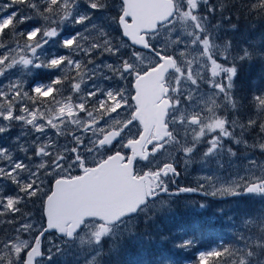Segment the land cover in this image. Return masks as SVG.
Returning a JSON list of instances; mask_svg holds the SVG:
<instances>
[{"label":"snow or ice","instance_id":"obj_1","mask_svg":"<svg viewBox=\"0 0 264 264\" xmlns=\"http://www.w3.org/2000/svg\"><path fill=\"white\" fill-rule=\"evenodd\" d=\"M80 7L79 0L0 3V77L7 78L12 69L26 75L40 69L59 73L48 82L32 84H26L23 79L8 80L7 84L0 80V121L8 122L0 124V134L9 133L13 122L30 129L15 137V148L25 154L24 158L14 156L10 147L0 146V183L16 185L18 193L30 198L43 191L42 174L67 173L76 165L83 170V175L55 180V190L44 201L46 227L31 241L21 239L33 229L30 223H21L12 229L15 235L7 234L0 239V264H40L38 258L44 255L40 237L49 230L59 232L70 252L74 247L80 249L72 255V264H106V258L127 252L129 246L142 245L150 233L140 234L133 220L143 217L148 228L154 217L174 211L169 202L161 201L158 209L150 205L161 193L170 192L169 181L174 182L171 178L179 172L173 163L162 162L138 173L133 168L137 157L149 161V156L170 151L181 154L189 162L203 148L200 160L214 161L218 168H223L224 159L230 163L240 159L241 154L255 151L264 155V86H254L250 101L233 92L234 80L245 64L264 62V36L245 38L240 43L228 38L229 34L241 32L243 21L253 17L264 20V0H121L113 21L122 27L123 35L133 45L153 54L156 63L150 68H141L128 59H122L119 66L94 61L91 58L94 54L117 56L121 51L104 26L92 23L93 12L103 13L111 5L108 0H86L88 11L81 12ZM37 17L46 24L20 30V25ZM177 23L184 32L177 33L172 41L176 45L173 52L170 54L167 46L157 48L152 41L158 40L160 30L166 28L171 32ZM64 24L83 25V31L62 35L59 26ZM50 44L88 59L56 52L45 55V47ZM132 56L139 59L140 54L134 51ZM220 56L230 62L229 66L217 62ZM177 60L182 66H178ZM209 63L211 78L206 80L200 70ZM169 69L176 73L171 79L165 76ZM105 70L121 79L126 75L135 78L132 97L135 108L126 121L116 119L119 109L131 107L124 92L102 88L96 83L98 79L112 78ZM221 73L223 78L217 80ZM184 82L188 91L180 87ZM201 82L209 85L211 95L199 94ZM25 100L32 106L22 103ZM246 102L256 110L254 114L245 116L241 111ZM18 103L21 114L15 112ZM41 105H47L46 110ZM109 120L115 126L109 125ZM134 121L143 125L139 138L120 143ZM68 125L75 130L67 131ZM48 129H56L57 136H70L71 146L65 144L61 148L47 135ZM251 132L256 137H251ZM30 133L36 134L31 142H21ZM114 142L131 149L132 155L126 157L116 151L95 167H85L82 150L100 153L113 147ZM145 145H151L150 152ZM33 158L39 161L34 167L26 163ZM244 159L245 175L221 181L209 174L196 187H178L172 194L203 192L211 197L264 198V162L248 155ZM23 198L0 191V218L20 213ZM0 223L14 221L0 219ZM235 227L236 245L200 252L198 264L210 261L211 264H264V211L245 213ZM195 243L193 232L192 238L176 246L188 248ZM61 251L56 247L58 254ZM47 259L51 261L52 255Z\"/></svg>","mask_w":264,"mask_h":264},{"label":"rangeland","instance_id":"obj_2","mask_svg":"<svg viewBox=\"0 0 264 264\" xmlns=\"http://www.w3.org/2000/svg\"><path fill=\"white\" fill-rule=\"evenodd\" d=\"M79 3L81 5V7H80L81 12L88 11V9L86 7V0H79ZM108 3L111 5V8L109 10H107L103 13H94V12L92 13V23H95L98 26H100V25L104 26L105 30L110 33V38L113 40V43L114 44L116 43L117 45H119L121 47V50L123 52V58L116 59L114 57H109L108 59H105L104 62L119 66L122 59H128L130 62H135L141 68H144V67L150 68L153 64L156 63V58L151 54H145L143 52H137L140 54L139 59L134 58L132 56V53L134 51L132 49H130V46L128 45L127 41L121 37L120 32H119L118 27H117V24L113 21V18L117 17V13L119 12V9H120L121 4H120L119 0H108ZM85 23H88V22L86 21ZM29 24H30V26H29ZM45 24H46V22L43 19L37 17L36 20L27 21L25 24H23V26L20 28V30L27 31L33 26H41V25H45ZM52 26H56V25H52ZM83 27H84L83 25L64 24V25H60L59 29L62 30V35L66 36L69 33H74L78 29L83 31ZM160 31H161V35L158 38V40H155L152 42L156 45L157 48L167 46V51L171 54L173 52V49L176 47V45H174L172 43V41L175 39V36L177 35V33L183 34L184 28L181 24L177 23L175 26V29L171 32H169L166 28H163ZM217 43H219V41H217ZM52 46L57 47V45H55V44H50L49 47H52ZM85 60H87V59H85ZM100 61H102V60H100ZM100 61H98V62H100ZM112 61H115V62H112ZM217 62L223 64L225 67L229 66V64H230V62H225L223 60V56L218 57ZM177 63H178V66H182V65H180L179 60H177ZM13 70H14L13 71V73H14V77H13L14 79L13 80L22 79L21 78V72L18 69H13ZM200 71L206 80L211 78V65H210V63L207 64ZM34 73H35V70L33 71V73L31 75H33ZM175 75H176V73L174 72V70H172V72L170 74H168L167 78L171 79ZM223 76H224V74L221 73V75L219 77H216V79L220 80L223 78ZM0 80H2L4 82V84H7L9 79H8V77L7 78L0 77ZM205 84H207V83H205ZM201 86H205V85H202L200 83V93H199L200 95H204V94L211 95L212 91H206L207 89H205L204 87H201ZM180 87L183 91H188V84L186 82L182 83L180 85ZM209 89H211V88L209 87ZM28 106H29V103H28ZM229 111H232V110H229ZM6 123H8V122H5L4 124H6ZM0 124H2L1 121H0ZM19 124L20 123H18V125ZM109 125H112V124L110 123ZM74 130H75L74 126H71V125L67 126V131H74ZM29 131H30V129H29ZM56 131L57 130L54 129V132L51 136L52 139L57 140L58 137H64L65 138V140H63L61 142H57L58 145L61 146V148L63 145H65V144L69 145L71 143L70 136H67V135L57 136ZM20 134H21V132H18L17 135L12 137L10 139V143H15V137H17ZM77 134H80V133L77 132ZM35 135H36L35 133H30L29 135H26L25 136L26 138L24 137V139L21 142L27 141L28 143H30ZM254 137H256V135ZM5 140H7L5 136L4 137L2 136L0 138V146L10 147L9 146V140L8 141H5ZM249 142H250V140H249ZM13 151H17V150L13 149ZM202 151H203V148H201L200 151L194 153L193 159L189 162H186L185 158L179 153L166 152L165 151L162 154L166 155V157H170L173 161H176L178 164H181L182 159H183V163L185 165L183 168L184 173L189 176V178L191 179V182L194 185H197V183L201 181L202 177L209 175V174H212L214 176L219 177L221 181L228 180V179H235V178H237V176L245 175L246 174L245 168L247 166V161L244 159L245 155L254 156L258 161L264 162V155H262L259 151H255V152H249L246 154H241L240 159H234L230 163L227 159H224L221 161L224 164V167L218 168L217 164L214 161L203 162L200 160L199 157L202 154ZM13 155L15 156L14 152H13ZM69 155H71V154L69 153ZM82 158L84 159V161L86 163L95 164L101 159V153H88V152L82 153ZM38 162H39L38 159H36V164ZM194 162H197V163H195V165H194L193 164ZM74 167H72V168H74ZM65 174L66 173H59V174L53 173L51 175L42 174L40 179L43 181V191L38 193L37 196L30 197V198L25 197L23 193H18L17 189H14V188L12 189L13 184H8L7 182L0 183V191L5 192V193L10 194V195H16V194L23 195V197H24L22 199V202L19 205V207L21 209L20 213H17L14 216H6V217L1 218L3 220L12 219L14 221L13 224L5 223L4 230L6 231L7 234L15 235V233L12 231V229L19 227V225L21 223H30L33 225V229L31 230V232L22 235L21 239H27V240L31 241L44 228V220H43V216H42L41 206H42V202H43L44 198L46 197V195L48 194V192L50 190L49 183H50V181H53L55 178L62 177ZM14 186H16V185H14ZM254 197L256 199H262V201L264 203V198L259 197V196H254ZM161 201H164V199L153 202V203H151L150 206L153 207L154 209H158L161 206V203H160ZM204 205L206 207L207 205H210V204L204 203ZM171 207L174 209V211L172 213L160 214V215L154 217V223H153L154 226L161 228V226L159 224H161L162 222L168 223V222L174 220L175 218H177V212L176 211H178V210L177 209L175 210L174 206H171ZM197 208L203 209L200 207V205H198ZM179 209L182 211L185 210L184 206L179 207ZM257 211H264V204H262L257 209ZM184 212H186V211H184ZM216 214H219V213L217 212ZM214 218H215V216L212 215L211 219H214ZM227 218H230V216ZM141 221H144V219L142 217L139 220L134 219L133 223L139 225ZM142 227H145V225ZM235 235H237V232H235ZM56 247H60L62 249L61 253L58 254L56 252ZM79 250L80 249L78 247H74L71 249V252H70V250L64 246L63 238H59V237L55 236L53 233L45 234V236L43 237V240H42V253L44 255H43V258L39 259V262H40V264H64L65 260H67L68 264H72L71 257H72V255H74ZM199 253H200L199 250L195 251V256L197 258H198ZM49 254L52 255L51 261H49L47 259ZM185 264H187V262H185Z\"/></svg>","mask_w":264,"mask_h":264},{"label":"trees","instance_id":"obj_3","mask_svg":"<svg viewBox=\"0 0 264 264\" xmlns=\"http://www.w3.org/2000/svg\"><path fill=\"white\" fill-rule=\"evenodd\" d=\"M6 2L7 0H0V3ZM234 22H236L235 18ZM22 26L23 24L19 28ZM261 36H264V20L253 17L251 20L242 22L241 32L229 34L228 38L240 43L245 38L259 39ZM255 85L264 86V62L245 64L239 71L238 78L234 80L233 92L237 97L250 101ZM241 111L247 116L254 114L256 110L246 102ZM232 118H235L234 114ZM249 135L254 137L256 133L251 132ZM229 201L216 199L215 202H209L210 205L192 214L178 212L174 220L159 224L161 228L153 224L148 228L142 227L145 224L141 221L137 228L138 232L140 234L148 232L150 237L145 236V242L140 246H129L127 252L106 258V264H185V262L198 264V258L195 256L197 250L206 252L217 249L221 245L235 246L237 243L235 225L239 217L247 212H257L264 203L262 199L248 195L234 197ZM217 212L219 214H216ZM212 215L215 216L214 219H211ZM229 216L230 218H227ZM4 226L5 223H0V239L7 235ZM193 232L196 233V243L193 246L188 248L176 246L182 240L192 238Z\"/></svg>","mask_w":264,"mask_h":264},{"label":"flooded vegetation","instance_id":"obj_4","mask_svg":"<svg viewBox=\"0 0 264 264\" xmlns=\"http://www.w3.org/2000/svg\"><path fill=\"white\" fill-rule=\"evenodd\" d=\"M56 39H59V37H57ZM115 45H117V44L115 43ZM49 46L50 45L45 47V50H44L45 55H48L51 52H56L60 55H73V58H79L81 60L88 59V57H84L83 54H80L79 56H76L75 54H71L67 50L60 48L59 45H57V47H54V46L49 47ZM130 49H132L133 51H136V52H143L145 54L153 55L150 51L145 52V51L135 50L131 46H130ZM109 57L121 59V58H123V52L121 50L117 56H111V55L105 54V56H103V57L94 54L91 58L96 62H98L100 60H102L104 62V60L108 59ZM112 62H115V61H112ZM89 67H91V66H89ZM13 71L14 70L12 69L9 71V73L6 74V76L8 77L9 80L14 79L13 78L14 77ZM170 73H168V74H170ZM105 74L112 76V78L109 80L98 79L96 81V83H98L100 85V87H102V88H109L110 87L112 89H120L124 92L125 96L128 99V105H130L131 107L125 106V107L119 109L118 110L119 116H116V119L120 120V121H126L127 119H130L131 114L134 110V105L132 102L133 91H132V87H131L134 76H127L126 75V77L124 79H121L119 76H114L112 73L108 72L107 70H105ZM168 74L166 75V78H167ZM54 75H59V73L55 72L54 70L48 71V70L40 69V70H35V73L33 75H26V74L21 73V78L23 80H25L26 84H32L34 81L48 82L49 80L54 78ZM201 84L205 85V86H201V87H204L205 89H207L206 91H212V89H209V86L207 84H205L204 82H201ZM85 91H87V89H85ZM68 94L69 93L67 91V88H65L64 95L67 96ZM73 99L75 101L76 97L74 96ZM22 103H26V104L29 103V107L32 106L31 102L26 101V100L23 101ZM20 107H21V105H20V103H18L17 107L15 109L16 114H21L20 113ZM41 108H42V110H46L47 105H41ZM81 115L83 116V114H81ZM113 115L115 116L116 114H113ZM105 119H107V118H105ZM5 122L6 121H1L2 124H4ZM101 123L103 124L104 121L101 120ZM110 123L112 124L111 126H115L114 121L109 120V124ZM17 125H18V122H13L12 129L9 133L0 134V138L2 136L3 137L5 136L7 139L5 141L9 140V146L12 149H16V148H15V143H10V139L12 137H14L15 135H17L18 132H21L22 130L25 132H29V128L27 126H22L21 124H19L18 126ZM53 132H54V129H48L47 135L51 137ZM140 132H141V129L138 125V122L134 121L133 124L129 125L128 129H126L125 132L123 133V140L120 143H126L129 139H134V138L137 139L139 137ZM87 135L90 136L91 133H88ZM63 140H65L64 137H58L56 141L61 142ZM86 142H87V139H86ZM69 146H71V143L69 144ZM145 149L150 152L151 145H145ZM140 150H141V147H140ZM116 151H120L121 154L125 155L126 157L129 154V150H126L125 148H121L120 144L114 142L113 147H111L110 149L102 150L100 152L101 153V159L97 163L101 162V160L106 158L108 155L114 154ZM13 152L15 153V156H19L21 158L25 157V154L23 152H18V151H13ZM166 152H170V151H166ZM82 153H86V151H82ZM29 154H31V151L29 152ZM149 161H151V162H149ZM149 161H145V160L137 157L133 162L134 170L138 173H143L145 171H148L150 168H155L156 166L160 165L162 162H171V163H173L174 167L179 172L178 176L171 178L174 182L169 181L170 192L167 194L161 193L159 199L152 201V203L164 199L165 202L171 203V206L188 204L189 208L193 209V208H195V206H198V205H201L204 203L215 202V199H217L216 197L206 196V195H204L203 192L181 193L179 195H173L172 194L175 192V190L178 187H196L197 186V185H194L191 182V179L189 178V176L184 173L183 168L185 165L183 163V159H182V163L178 164L176 161H173L170 157H166V155H163L162 153H157L155 157L149 156ZM26 163H30L34 167L36 164V158H33L31 161L26 160ZM97 163L90 164V163L85 162V167H95ZM195 163H197V162H194L193 164L195 165ZM23 175H25V174H23ZM69 175L73 176V177L78 176V175H83V170L79 165H76L74 168L70 169V171L62 177L69 176ZM62 177H57L54 180L62 178ZM52 182L53 181H50V183H49L50 186H51ZM13 188L16 189V186L13 185L12 189ZM20 196L23 197V195H20ZM222 198L227 199L228 197L226 195V196H222ZM164 206L166 207L167 203H165Z\"/></svg>","mask_w":264,"mask_h":264},{"label":"water","instance_id":"obj_5","mask_svg":"<svg viewBox=\"0 0 264 264\" xmlns=\"http://www.w3.org/2000/svg\"><path fill=\"white\" fill-rule=\"evenodd\" d=\"M119 2H120V4H121V0H119ZM128 20H129V23H131V19L130 18H128ZM118 25V24H117ZM118 28H119V30H120V34H121V36L123 37V39H125L127 42H128V44L131 46V47H133V48H135V49H139V50H147V49H144V48H142V46H140V45H133L132 44V41H131V39L129 38V37H126V36H124L123 35V29H122V27L121 26H119L118 25ZM172 69H169L168 70V72H170ZM167 72V73H168ZM166 73V74H167ZM165 74V75H166ZM132 90H133V95H132V97L135 95V79H134V82H133V84H132ZM132 102H133V105H134V108H135V101L132 99ZM138 122V121H137ZM138 124H139V126H140V128H141V132L143 131V125H141L139 122H138ZM139 138V137H138ZM137 138V139H138ZM125 149H127V148H125ZM129 151H130V154H129V156H131L132 155V151H131V149H128ZM137 151H140V146L138 145L137 146ZM128 156V157H129ZM53 190H55V180L53 181V183H52V185H51V190H50V192H49V194L48 195H50L51 194V191H53ZM47 197V196H46ZM46 200V198L44 199V201ZM44 201H43V206H42V215H43V218H44V227H46V216H45V212H44ZM50 232H55V234L57 235V236H61L60 234H59V232L58 231H56V230H49V231H47V232H45V233H50ZM44 233V234H45ZM44 236V235H43ZM43 236L42 237H40V240L42 241V238H43ZM38 260H39V258H38Z\"/></svg>","mask_w":264,"mask_h":264},{"label":"bare ground","instance_id":"obj_6","mask_svg":"<svg viewBox=\"0 0 264 264\" xmlns=\"http://www.w3.org/2000/svg\"><path fill=\"white\" fill-rule=\"evenodd\" d=\"M48 236V235H47Z\"/></svg>","mask_w":264,"mask_h":264}]
</instances>
